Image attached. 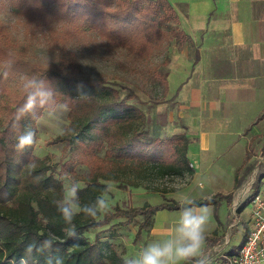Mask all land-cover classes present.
Returning a JSON list of instances; mask_svg holds the SVG:
<instances>
[{
  "label": "trees",
  "instance_id": "obj_1",
  "mask_svg": "<svg viewBox=\"0 0 264 264\" xmlns=\"http://www.w3.org/2000/svg\"><path fill=\"white\" fill-rule=\"evenodd\" d=\"M13 1L20 14L30 19H43L47 8L53 7L73 35L86 28L106 42L126 48L141 50L158 40L167 42L171 37L186 40L180 31L169 37L151 19L156 0H24L26 4L19 6L18 0ZM142 3L147 5L142 8ZM163 3L174 17L168 3L165 0ZM18 75L25 78V83L10 101L0 130V264H123L125 250L117 252L107 238L91 239L89 231L110 226L117 219H123L119 225L127 226L141 216L136 241L144 227L147 231L151 229L152 217L159 210L208 205L215 208L221 199L231 201L232 193H216L209 198L189 200L194 203L165 199L158 205L144 203L127 209L116 205L101 218L97 215L93 219L78 212L71 223H65L58 208L68 206V201L64 200L59 173L49 166L47 157L39 158L33 153L36 122L45 110L57 104L68 110L67 125L46 144H65L58 161L60 169L66 167L67 162L63 161L68 155L87 168L83 186L72 185L77 192L71 202L81 207H95L107 192L102 181L117 180L108 167L112 156L125 165L128 163L131 170L193 175L186 158L188 140L184 135L148 140L140 131H129L131 124H143L145 117L137 107L126 103L133 93L121 98L106 78H91L69 72L60 65L33 62L0 42V94L9 92L7 81ZM162 83L165 96L168 91L165 78ZM29 97L33 98V107L25 109ZM29 131L35 133L34 143L17 151V138ZM103 148L104 155L100 156L98 152ZM261 177L262 174H257L249 196L237 211L256 195ZM240 183L236 178L234 190ZM73 226L76 234L69 236ZM213 237L210 245L216 241ZM47 240L52 241L51 248L45 246ZM29 245L31 252L27 251Z\"/></svg>",
  "mask_w": 264,
  "mask_h": 264
},
{
  "label": "crops",
  "instance_id": "obj_2",
  "mask_svg": "<svg viewBox=\"0 0 264 264\" xmlns=\"http://www.w3.org/2000/svg\"><path fill=\"white\" fill-rule=\"evenodd\" d=\"M165 1L174 12L178 31L186 38L184 44L195 49L192 58L188 49L180 53L174 50L165 72V101L172 99L179 109L178 117L186 130L178 136L184 135L188 140L186 158L194 173L191 183L182 191L168 192L162 197L184 203L216 193H232L230 202L221 199L217 207L207 206L211 210L205 231L207 249L200 260L220 244L222 256H231L238 252L245 238L250 214L248 203L236 210L240 218L237 221L232 208L238 202L233 194L250 170L245 157L251 142L264 141V0ZM241 171L245 172L240 175ZM257 174H262L257 193L264 198V162L258 163L254 180ZM225 177H230V183L218 187ZM236 178L241 183L234 190ZM193 192L198 195L192 197ZM178 195H183L184 201H177ZM171 214L176 217L169 222L166 216ZM179 216L180 210L157 211L144 240L173 238ZM141 221L130 224L127 231L135 235ZM112 226L113 223L99 230ZM212 237L216 241L210 245Z\"/></svg>",
  "mask_w": 264,
  "mask_h": 264
},
{
  "label": "rangeland",
  "instance_id": "obj_3",
  "mask_svg": "<svg viewBox=\"0 0 264 264\" xmlns=\"http://www.w3.org/2000/svg\"><path fill=\"white\" fill-rule=\"evenodd\" d=\"M18 2V6L26 4L24 0H18ZM156 4V10L151 15V19L155 20L158 27L171 37L178 31L177 22L167 11L163 0H156ZM146 5L142 3L141 7L144 8ZM0 42L7 45L13 53L33 62L60 65L69 72L76 71L91 78H106L108 84L118 90L121 98H125L130 92L133 93L134 96L126 100V103L137 107L145 117L143 124L139 122L131 124L129 131H140L148 140L175 137L186 130L178 117L179 109L175 108L172 99L165 101L162 83L166 66L170 58H173L174 50L180 53L188 49L190 57L195 56L194 46H186L181 37H171L167 42L164 39L158 40L141 50L126 48L106 42L87 31L86 28L79 34L73 35L53 7L47 8L46 17L37 20L21 15L13 0H0ZM24 83L23 76H15L7 81L9 92L0 94V130L4 127L6 110L10 101L19 93ZM67 123L68 110L61 104H57L51 110H45L36 122L37 134L33 150L37 157H47L49 166L59 173L57 177L63 184L65 201H69L72 185L75 183L76 186H83V178L87 174V168L77 164L70 155L63 161L67 162L66 167L60 169L58 161L65 144H46L48 140L61 133ZM68 151L71 152V148ZM98 154L103 156L104 148ZM245 159L248 162L246 168L250 170L243 175V185L233 194L238 204L233 206L232 210L238 222L240 218L236 213L237 207L251 192L258 163L264 162V141L253 140ZM127 164L113 156L109 158L108 167L117 176V180L102 181L107 186V192L100 199H105L109 203L110 210L116 205L127 209L147 202L150 205L161 204L165 200L162 194L182 191L193 178L187 174L160 175L150 169L131 170ZM244 172L241 171L239 174L242 175ZM201 181L206 185L203 179ZM229 183L230 177H225L221 178V182L217 185L221 187L220 185ZM110 184L111 188H109ZM243 189L246 190L242 192ZM193 193L195 194H192V197L198 195L196 192ZM175 199L184 201L183 195L175 196ZM102 214L98 212V218H101ZM159 217L163 219L164 216L159 215ZM175 217L174 214L166 216L169 222ZM138 218L132 225L134 223L137 225L142 220L141 217ZM114 222L116 221H112L113 226L110 229L90 230L89 237L91 239L107 238L117 252L125 250V257L137 253L146 244L154 242L151 238L144 240L147 227H144L143 233H140L135 241V235L127 231L132 226H121L119 222ZM206 249L205 246L204 250Z\"/></svg>",
  "mask_w": 264,
  "mask_h": 264
},
{
  "label": "clouds",
  "instance_id": "obj_4",
  "mask_svg": "<svg viewBox=\"0 0 264 264\" xmlns=\"http://www.w3.org/2000/svg\"><path fill=\"white\" fill-rule=\"evenodd\" d=\"M31 86V85H29ZM33 107V98L29 97L25 103V109ZM34 132H27L17 138L15 148L17 151H23L26 147L34 143ZM112 185H109L111 188ZM77 189L70 190L68 206L58 208L63 216L65 223H71L74 216L78 212H84L86 215L95 219L98 212L107 214L110 211V205L105 199H98L96 206H79L71 203V199L75 198ZM188 203H194L188 201ZM183 207L180 209V216L174 229V237L163 241H154L146 244L137 253L125 257L123 264H201L200 257L203 255L205 246L206 225L209 222L211 210L207 206ZM75 226L68 232L69 236H74ZM45 246L51 248L52 241L44 242ZM28 252L32 251V245L28 246Z\"/></svg>",
  "mask_w": 264,
  "mask_h": 264
},
{
  "label": "built area",
  "instance_id": "obj_5",
  "mask_svg": "<svg viewBox=\"0 0 264 264\" xmlns=\"http://www.w3.org/2000/svg\"><path fill=\"white\" fill-rule=\"evenodd\" d=\"M249 204L247 233L238 252L231 256H222L223 244L216 245L201 260V264H264V198L257 193Z\"/></svg>",
  "mask_w": 264,
  "mask_h": 264
}]
</instances>
